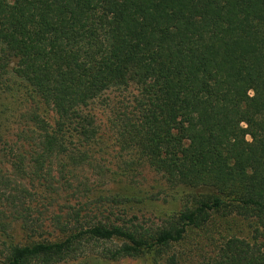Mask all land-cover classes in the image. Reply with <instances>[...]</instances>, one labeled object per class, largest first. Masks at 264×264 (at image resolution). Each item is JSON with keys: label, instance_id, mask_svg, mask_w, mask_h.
<instances>
[{"label": "trees", "instance_id": "trees-1", "mask_svg": "<svg viewBox=\"0 0 264 264\" xmlns=\"http://www.w3.org/2000/svg\"><path fill=\"white\" fill-rule=\"evenodd\" d=\"M109 92L115 145L180 210L148 223L101 198L38 241L31 180L63 148L79 189ZM16 224L29 243L8 240ZM0 243L3 264H264V0H0Z\"/></svg>", "mask_w": 264, "mask_h": 264}, {"label": "rangeland", "instance_id": "rangeland-1", "mask_svg": "<svg viewBox=\"0 0 264 264\" xmlns=\"http://www.w3.org/2000/svg\"><path fill=\"white\" fill-rule=\"evenodd\" d=\"M103 99H108L107 104L98 100L92 105V110L101 127L102 141L96 148L87 150L89 158L74 160L80 162L77 168L80 179L74 183V186L79 189L71 190L66 184L64 177L67 172L62 156L63 148H58L57 155L49 160L50 173L31 180L32 192H39V195L31 199L32 206H35L33 223L40 236L38 241L56 242L65 239L69 231L79 226L76 224L78 221L76 208L85 209L82 211L85 218H81V222L85 223V219H91L87 215H94L90 213L93 210L89 208L94 207L95 201L101 198H107L109 201L114 197L119 200L124 197L134 199V202L127 206L130 209L127 210L129 215L139 216L141 221L148 223L157 222L160 217L171 216L180 210V188L168 186L157 173L147 167L131 171L134 169L129 164L131 153L121 152L118 149L114 142L115 131L110 125L119 107L117 104L122 99L115 92H109ZM13 130L16 133V127ZM46 179L48 190L44 187ZM89 189H91L90 192H88ZM90 203L92 205H89ZM236 229L242 231L244 236L248 235L246 225L238 223ZM7 238L19 244L30 242L22 233L19 224L7 232ZM4 257L5 247L0 243V264H3ZM103 264L144 263L142 260L124 259Z\"/></svg>", "mask_w": 264, "mask_h": 264}]
</instances>
